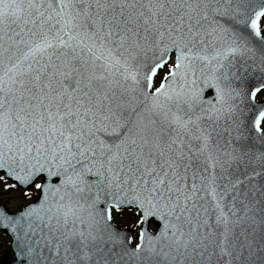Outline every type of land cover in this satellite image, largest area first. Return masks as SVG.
<instances>
[{"label": "snow or ice", "instance_id": "snow-or-ice-1", "mask_svg": "<svg viewBox=\"0 0 264 264\" xmlns=\"http://www.w3.org/2000/svg\"><path fill=\"white\" fill-rule=\"evenodd\" d=\"M5 241L10 264H264V0H0Z\"/></svg>", "mask_w": 264, "mask_h": 264}, {"label": "rangeland", "instance_id": "rangeland-1", "mask_svg": "<svg viewBox=\"0 0 264 264\" xmlns=\"http://www.w3.org/2000/svg\"><path fill=\"white\" fill-rule=\"evenodd\" d=\"M5 202L8 203V207L12 210H16V208L19 206V203L18 201H11V202H8L7 198H5ZM7 248V241H5V243L0 246V256L2 255L3 251Z\"/></svg>", "mask_w": 264, "mask_h": 264}, {"label": "water", "instance_id": "water-1", "mask_svg": "<svg viewBox=\"0 0 264 264\" xmlns=\"http://www.w3.org/2000/svg\"><path fill=\"white\" fill-rule=\"evenodd\" d=\"M9 257V256H8ZM4 258V252H3V254L0 256V259H2V261H3V264H10V261H11V259H12V257L11 258Z\"/></svg>", "mask_w": 264, "mask_h": 264}]
</instances>
